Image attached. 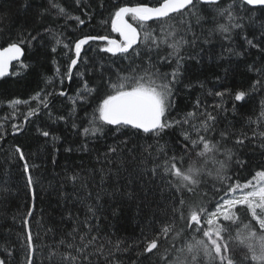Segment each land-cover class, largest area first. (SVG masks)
Listing matches in <instances>:
<instances>
[{
  "label": "trees",
  "instance_id": "obj_1",
  "mask_svg": "<svg viewBox=\"0 0 264 264\" xmlns=\"http://www.w3.org/2000/svg\"><path fill=\"white\" fill-rule=\"evenodd\" d=\"M53 3L63 7L65 14L52 7ZM139 3L157 5L158 0H0V46L21 39L30 41L21 45L24 49L23 59L12 65L9 76L0 79V189H8L7 192L0 191V260L5 261V264H27L26 237L29 230L35 245L34 264H53L49 251L62 239L70 241L68 234L78 224V231H86L80 222L85 219L87 204H93L98 209L99 236L113 243L120 240L123 248L127 249L115 254L120 264H160L158 257L169 247L171 236L161 239L159 251L150 255L143 252L146 243L166 224L174 223L177 231L186 229L178 217L173 219L172 191L166 189L160 175L153 177L150 172L144 173L153 167V161L163 163L166 157L158 152L160 147H165L168 157L184 153L186 142L181 131L188 129V125H184L183 129L179 126L165 129L160 137L137 132L131 127L118 132L116 126L112 125L104 126L105 135L85 136L82 133L83 128L89 127V121L100 101L110 94L105 83L109 77L115 81L117 75L130 74L131 68L142 61L136 59L135 65H130L129 60L121 54L102 52L101 49L107 43L91 42L84 47L69 81L65 75L75 55L76 40L85 36L118 37L111 27V16L115 9ZM233 3L236 19L232 22L240 23L243 27L233 29L229 34L231 39L226 40L217 32L209 37L208 43H204L208 30L218 23H228L226 19L216 16L214 7L224 8ZM198 7L206 16L207 23L195 29L198 34H203L197 47L187 51L196 59L186 58V71L182 82L176 86L174 104L166 114V119H180L192 111L198 114L208 111L217 116L215 132L210 135L221 140L222 131L230 134L226 140H221L222 148H231L235 154L227 172L230 181L225 182L220 192L215 191L211 181L200 189L207 193L204 201L205 205H211L208 208L211 212L216 202L228 194L229 183L233 186L245 184L252 180L256 171L264 170V138L253 136L254 131H264V118L260 117L264 107V86L251 90L254 81H264V75L249 70L250 65L256 69L264 67V7H250L242 4L241 0H221L215 6ZM77 16L85 23L79 24L74 18ZM128 19L139 29L138 23L130 15ZM146 27L154 34L160 28L154 21L147 22ZM32 37L37 39L32 40ZM56 39L62 43L56 44ZM246 39L259 42L261 47H250ZM65 44L69 47H65ZM53 47L55 52L52 51ZM237 52L243 55H236ZM164 54L162 50L160 55ZM85 58L87 63L84 62ZM153 60L156 62L155 55ZM21 63L30 67L21 71ZM157 67L161 72L171 71L170 67H162L159 63ZM15 72L20 74L13 75ZM49 77L51 80L47 79ZM85 81L97 91L86 94L87 99L81 100L78 99V90L84 92ZM189 84L191 87H186ZM41 90L42 96L51 93L47 109L40 105L39 100L30 99ZM238 90L248 93L243 101H235ZM60 91L66 94L61 96ZM216 92L225 94L220 97L215 95ZM17 99L28 103L13 106L10 102ZM38 105L40 111L30 117L24 126L29 109H35ZM215 105L222 107L216 109ZM192 123L198 125L195 119ZM13 125L19 126L21 131L12 134ZM37 129L49 131L52 135L44 137ZM53 136L58 139L53 140ZM193 138H196L194 133ZM237 138L244 139V144L237 145ZM84 144L87 145V151L81 150ZM149 145L152 146L150 157L144 151ZM16 146L21 147L28 164L34 166L30 167L34 181L31 190L27 187L24 161L15 152ZM111 146L117 147L115 154L108 152ZM66 148L72 151L67 152ZM145 157H148V162L141 164ZM193 158L195 152L184 161V165L187 166ZM218 158L223 159V156ZM71 173L79 174L81 182L88 185L87 188H81L79 183L74 186L71 180L66 179ZM117 187L121 193L133 192L134 197L121 194L113 196L111 193ZM215 187L221 186L217 183ZM162 188L165 189L163 192ZM62 192L66 194V199L61 197ZM89 192L90 199L87 198ZM77 194L79 199L76 198ZM185 198L190 202L197 199L187 194ZM29 208H33L32 216H28ZM114 208H119L117 216L112 215ZM238 208L239 222L233 224L222 218L219 221L229 228L233 237L229 254L240 261L249 252L247 244L236 239L238 229L250 223L257 236L264 235V232L251 218L246 206ZM25 218L29 222L27 227ZM207 218L204 216V229L208 227ZM90 223L96 225L97 220L92 219ZM194 235L196 239L203 238L202 231L196 235L195 229L186 230L182 238L177 240L176 247H181ZM228 235L225 234V239ZM60 250L64 251L65 248L61 246ZM91 259L94 264H107L102 257L93 256Z\"/></svg>",
  "mask_w": 264,
  "mask_h": 264
},
{
  "label": "snow or ice",
  "instance_id": "obj_2",
  "mask_svg": "<svg viewBox=\"0 0 264 264\" xmlns=\"http://www.w3.org/2000/svg\"><path fill=\"white\" fill-rule=\"evenodd\" d=\"M79 2V0H78ZM218 0H158L157 6H149L145 3H139L134 6H121L115 9L111 16L112 31L119 33L121 40L109 39L107 36H85L78 39L74 43L75 58L71 59L68 66V72L65 74L68 79H71L73 68L78 65L82 54V47L92 40L107 41V46L102 48V52L111 53L112 55L121 54L125 59L129 60L130 65H135V60L140 59L142 62L131 68L130 74L117 75L115 81L109 77L105 83L110 94H107L99 103L93 113L92 119L89 121V127L82 129L85 136L89 134L105 135V125L116 126V131L123 128L131 127L142 131L144 134H151L155 137H160L165 129L179 126L183 129L184 125H188V129L181 131V136L186 142L184 145V153L180 156H167L165 147H160L158 152L166 158L162 164L153 161V167L147 169L144 174L150 172L153 177L160 175L162 183H165L167 190L172 191L171 213L173 219L177 217L186 225V229L182 228L177 231L174 223L164 225L156 236L148 241L143 249L144 253L152 254L154 251H159L161 239H167L171 236L169 247L159 255L160 264H264V235L257 236L253 231L252 225L244 224L242 229H238L236 239L241 243H246L249 255L244 256L240 261L232 257L230 253V243L233 237L230 235L229 228L223 226L219 218L223 221H229L233 224L240 221L238 215V206H246V210L250 213L251 218L259 225V229L264 232V170L255 172L252 180L245 184L237 183L235 186L228 184V193L232 194V198H225L216 202L215 209L211 212L208 208L211 205H205L204 197L206 192H201L200 189L208 185L211 181L216 192H220L226 181H230L227 175L230 162L234 159V153L231 148H222L221 140H226L229 133L222 131L220 133L221 140H216L210 134L215 132L217 116L212 112L204 111L198 114L196 111L186 113L180 119L167 120L166 114L173 107L174 96L177 94L176 86L182 82L186 71L185 60L196 59L188 49H195L200 42L201 35L195 29L202 27L207 23L206 16L202 14V9L198 5H217ZM241 3L249 6H264V0H241ZM52 7L58 8L59 13L65 14L66 10L58 4L53 3ZM235 4H230L224 8L214 7L217 17L226 19L228 23H218L213 29L208 30V36L204 38V43L209 42V37L214 33H219L224 39H231L229 35L233 29L242 28L240 23H233L236 19L233 9ZM264 10V9H262ZM130 15L139 25V30L132 24L128 23L125 16ZM79 24H84L85 21L80 17H74ZM178 18V19H177ZM154 21L159 24V32L154 34L153 31L147 29V22ZM173 21L172 23H168ZM45 31H48L47 29ZM141 31H143V39L141 41ZM37 37H32V40ZM264 39V34H262ZM24 43H30L26 40H18L17 42L9 43L6 47L0 49V77L8 73V68L13 60L19 61L23 55L21 47ZM60 39H56V44H61ZM247 45L250 47L260 48L259 42L254 43L251 39H246ZM69 47L68 44L64 45ZM55 47L52 51L55 52ZM131 50V51H130ZM165 51L164 55H160L161 51ZM264 50V49H262ZM228 51H232L231 48ZM243 55L242 52L235 53ZM155 55V61L153 57ZM198 55V54H197ZM85 63L87 59L85 58ZM157 63L162 67H170L171 71L161 72ZM20 70H27L30 65L20 64ZM250 71H257L264 75V67L256 69L254 65L249 66ZM57 74L60 73L59 68L56 69ZM19 72L13 75H19ZM83 76L84 73H78ZM51 80V77L47 78ZM264 86V81L257 80L253 82L252 91L257 87ZM84 92L78 90V99L86 100L87 95L97 91L96 88L89 87L88 82L84 83ZM191 87V85H186ZM43 90L37 92L30 99L39 100L43 108H48V96L51 93L42 96ZM66 93L59 92L63 96ZM225 93L216 92V96L222 97ZM248 95L246 91L238 90L235 93V101H243ZM13 106L27 104L28 101L13 100L10 102ZM75 103V102H74ZM40 105L37 108H30L25 116L27 121L29 117L36 115L40 111ZM216 109H220L221 105H215ZM196 108H199V101L196 102ZM260 117L264 118V107L260 112ZM63 120L64 117H58ZM198 121L193 124L192 120ZM75 123L73 128H75ZM14 131H19L17 125H13ZM41 135L49 137L52 135L49 131H41ZM193 133L196 138H193ZM264 138V131L253 132V136ZM53 140L58 137L53 136ZM237 145H243L244 139L237 138ZM191 145V147H189ZM264 147V145H262ZM151 148L149 145L144 149L151 156ZM82 151H87V145L81 146ZM65 151H72L71 148H66ZM15 152L19 155V159L24 161L23 170L27 174V187L29 190L33 188L34 181L30 174V166L21 147L16 146ZM108 152L115 154L117 147L111 146ZM195 152V158L189 160L187 166L184 161ZM223 156L219 159L218 156ZM148 157L141 160V164L148 162ZM53 159V164H55ZM111 163V161H109ZM237 163H243L237 161ZM103 173V169L101 170ZM66 179L71 180L75 186L80 184L81 188H87V184L81 182V178L77 173L68 174ZM104 175H101L103 182ZM255 181V183H253ZM221 187L216 188V184ZM251 188V191L245 189ZM165 189L162 188L163 192ZM240 190L242 194L236 196L235 193ZM7 192L8 189H0ZM127 195L129 198L134 197L133 192L121 193L119 187L115 188L111 193ZM188 197H196L197 199L190 202ZM62 198H67L65 193L60 194ZM179 196L178 203L176 197ZM77 199L79 196L77 194ZM88 199L91 198V193H88ZM35 200V193H33ZM99 201V193L97 194V202ZM35 205L33 204V208ZM33 208L28 209V216H32ZM85 219L80 222L86 231H78L80 225L74 228L68 234L71 240H60L57 245L49 251V256L52 258L53 264H94L91 259L93 256L102 257L107 264H120L116 259L115 254L123 248V242L120 240L114 243L109 240L102 239L98 234L100 218L96 215L97 207L93 204L85 205ZM187 211V214H186ZM119 208L112 209V215L117 216ZM71 215V214H69ZM204 216H207V229L202 228ZM97 220L96 225H92L90 221ZM28 219L25 218L24 224L28 226ZM195 229L196 235L202 231L203 238L196 239L194 235L191 240L183 242L182 246L177 248L176 243L181 239L186 230ZM96 234H93V233ZM174 233V235H173ZM225 234H229L225 239ZM246 234V235H245ZM28 248L27 264H34L33 252L35 245L31 231H28L26 237ZM63 246L64 251L60 248ZM91 249V251H89ZM0 264H5V261L0 260Z\"/></svg>",
  "mask_w": 264,
  "mask_h": 264
},
{
  "label": "water",
  "instance_id": "obj_3",
  "mask_svg": "<svg viewBox=\"0 0 264 264\" xmlns=\"http://www.w3.org/2000/svg\"><path fill=\"white\" fill-rule=\"evenodd\" d=\"M221 0H218V2H220ZM136 5V4H135ZM149 5V4H148ZM123 6H125V5H123ZM127 6H134V5H127ZM149 6H157V5H149ZM249 6V5H248ZM250 7H264V6H250ZM129 16V15H128ZM128 16H125V19L128 21V23H130V24H132L134 27H137L135 24H133L129 19H128ZM112 27V26H111ZM138 28V27H137ZM139 30V29H138ZM117 35H118V37H110V36H107L109 39H115V40H117V41H120L121 40V37H120V35H119V33H117V32H115ZM103 36H105V35H103ZM93 37H95V36H93ZM83 38V37H82ZM81 39V38H80ZM91 42H102V43H107V41H100V40H92V41H89L88 42V44L89 43H91ZM88 44H86V45H84L83 47H82V51H83V49H84V47L85 46H87ZM4 47H6V46H4ZM3 47V48H4ZM0 49H2L1 47H0ZM23 49V48H22ZM23 56H24V49H23V55L21 56V58H20V60L19 61H21L22 59H23ZM74 58H75V55H74ZM19 61H16V60H13L11 63H10V65H9V68H8V73L5 75V76H3V77H0V79L1 78H4V77H7V76H9L10 74H11V69H12V65L15 63V62H19ZM75 68V67H74ZM73 68V69H74ZM70 79H68V81H69ZM32 117V116H31ZM30 118V117H29ZM28 118V119H29ZM28 121V120H27ZM27 121L26 120H24V126H25V124L27 123ZM130 127V126H129ZM21 130H19V131H13V133L12 134H15V133H18V132H20Z\"/></svg>",
  "mask_w": 264,
  "mask_h": 264
},
{
  "label": "rangeland",
  "instance_id": "obj_4",
  "mask_svg": "<svg viewBox=\"0 0 264 264\" xmlns=\"http://www.w3.org/2000/svg\"><path fill=\"white\" fill-rule=\"evenodd\" d=\"M253 183H255V181H253ZM251 190H252L251 188L245 189V191H251ZM241 194H242V192L240 190H237L236 193H235L236 196H240ZM223 198H225V196ZM227 198H232V194L231 193H228ZM221 202H222V200H221Z\"/></svg>",
  "mask_w": 264,
  "mask_h": 264
},
{
  "label": "flooded vegetation",
  "instance_id": "obj_5",
  "mask_svg": "<svg viewBox=\"0 0 264 264\" xmlns=\"http://www.w3.org/2000/svg\"><path fill=\"white\" fill-rule=\"evenodd\" d=\"M1 48H3L4 46H0Z\"/></svg>",
  "mask_w": 264,
  "mask_h": 264
}]
</instances>
